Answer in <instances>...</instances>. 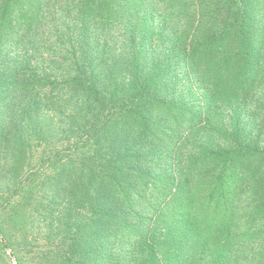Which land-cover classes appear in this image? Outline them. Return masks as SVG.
<instances>
[{"label": "trees", "instance_id": "trees-1", "mask_svg": "<svg viewBox=\"0 0 264 264\" xmlns=\"http://www.w3.org/2000/svg\"><path fill=\"white\" fill-rule=\"evenodd\" d=\"M6 249L264 264V0H0Z\"/></svg>", "mask_w": 264, "mask_h": 264}, {"label": "rangeland", "instance_id": "rangeland-1", "mask_svg": "<svg viewBox=\"0 0 264 264\" xmlns=\"http://www.w3.org/2000/svg\"><path fill=\"white\" fill-rule=\"evenodd\" d=\"M256 96H257V98H259L262 95H261L260 92H258L256 94ZM260 99H261V97H260ZM249 109H251V110L254 109L253 104L251 106L249 105ZM251 122H252L251 120H247V123H251ZM39 154H40V152L38 150H34V158H33V162L34 163H38L39 162V161H37ZM3 259H4V261L1 262L2 264H17L15 258L11 256L9 249L5 250V254H4ZM240 264H258V263L255 262L251 258V256H248L247 258L242 259V262H240Z\"/></svg>", "mask_w": 264, "mask_h": 264}]
</instances>
